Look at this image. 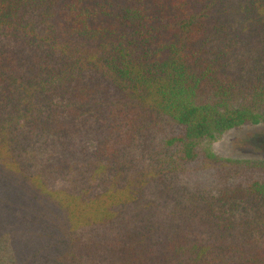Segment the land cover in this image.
Segmentation results:
<instances>
[{
  "label": "trees",
  "instance_id": "1",
  "mask_svg": "<svg viewBox=\"0 0 264 264\" xmlns=\"http://www.w3.org/2000/svg\"><path fill=\"white\" fill-rule=\"evenodd\" d=\"M264 0H0V264H264Z\"/></svg>",
  "mask_w": 264,
  "mask_h": 264
},
{
  "label": "rangeland",
  "instance_id": "2",
  "mask_svg": "<svg viewBox=\"0 0 264 264\" xmlns=\"http://www.w3.org/2000/svg\"><path fill=\"white\" fill-rule=\"evenodd\" d=\"M208 147L222 159L264 160V121L228 131Z\"/></svg>",
  "mask_w": 264,
  "mask_h": 264
}]
</instances>
